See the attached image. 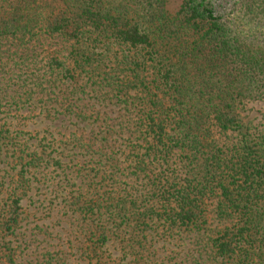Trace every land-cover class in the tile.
Masks as SVG:
<instances>
[{"label": "trees", "instance_id": "1", "mask_svg": "<svg viewBox=\"0 0 264 264\" xmlns=\"http://www.w3.org/2000/svg\"><path fill=\"white\" fill-rule=\"evenodd\" d=\"M171 1L0 0V115L29 121L51 103L62 110L56 125L74 127L95 117L87 97L115 99L135 113L132 183L92 201L124 223L131 208H146L130 237H118L143 250L142 228L157 219L206 239L208 264H264V0H177L176 11ZM98 120L88 143L83 133L68 137L97 154L96 192L121 172L111 148L96 145L120 132ZM12 126L0 124V165L13 151L39 166L44 157L26 152ZM24 179L0 215L9 263L5 241L20 225ZM101 233L104 246L112 237Z\"/></svg>", "mask_w": 264, "mask_h": 264}, {"label": "rangeland", "instance_id": "2", "mask_svg": "<svg viewBox=\"0 0 264 264\" xmlns=\"http://www.w3.org/2000/svg\"><path fill=\"white\" fill-rule=\"evenodd\" d=\"M180 4L179 1L172 0L171 10L176 11ZM96 102L98 104L94 105ZM86 103L93 108L88 114L95 117L76 119L74 121L77 126L74 127L73 123H67L64 127L56 125V116L59 115L57 113L55 116L56 111L62 110L51 103H48L47 107L50 114L47 109L42 113L37 111L31 113L29 121L0 115V124L12 122V130L23 142H27L26 152L35 151L44 157L39 166H24L30 160H19L18 155L12 151L0 165L1 216H4L6 203H11L7 200L8 193L16 186L13 182L19 177H24L27 188L25 199L21 203L20 225L14 235L5 241L13 250V263H9L2 254L0 264H204L202 262L206 260L208 264V256L204 250L206 239L203 242L201 238H191L181 230H169L164 227L163 221L157 219L150 221L147 228H142L146 236L143 244L145 249L142 250L140 246L132 248L122 241V237L119 238L122 233L124 236L129 234L127 237H130L137 228L135 220L146 208L140 205L131 208L135 216H130L131 221L124 223L122 220L110 218L105 211L108 205H99L92 200H100L104 192L113 194L122 190L126 187L123 184L125 182L132 183L134 164L131 161L134 157L131 155L128 158L130 144L127 139V127L133 125L135 113L133 110L124 109L123 105H116V100L111 98L98 101L87 97ZM28 112L25 109L21 114L27 116ZM103 117L115 126L120 132V137L108 136L107 142L100 138L104 136L102 134L98 137L96 145L107 144L111 148L119 161L121 172L115 181L111 179L103 189L96 192L93 189L94 183L101 180L94 178L100 163V160L95 158L97 154L79 149L78 144L72 143L68 137L71 134L83 133L88 143L93 135L92 131L95 135L100 132L95 127V120L99 118L100 125ZM119 127L123 128V131H120ZM101 140L103 144L100 143ZM91 210L94 213L86 215ZM98 212H101L102 216H96ZM103 231H107L112 239L100 246L98 240Z\"/></svg>", "mask_w": 264, "mask_h": 264}]
</instances>
